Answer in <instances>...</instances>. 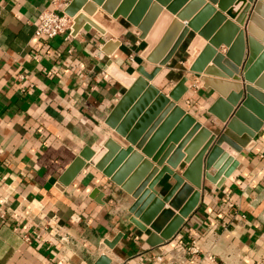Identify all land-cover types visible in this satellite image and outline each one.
Instances as JSON below:
<instances>
[{
	"label": "crops",
	"instance_id": "1",
	"mask_svg": "<svg viewBox=\"0 0 264 264\" xmlns=\"http://www.w3.org/2000/svg\"><path fill=\"white\" fill-rule=\"evenodd\" d=\"M62 1L60 8L70 0ZM51 6L52 0H0V264H94L102 254L109 264H264V123L222 186L205 180L196 209L154 247L129 222L131 196L93 166L59 187L84 146H101L109 137L129 144L104 122L125 90L108 63L128 74L153 66L140 58L142 43L131 26L119 37L94 28L70 40L36 36L38 16ZM261 22L259 16L257 34ZM198 53L195 47L176 56L149 82L166 94L185 76L178 104L218 132L224 123L208 113L218 94L187 69ZM118 235L111 248L106 242Z\"/></svg>",
	"mask_w": 264,
	"mask_h": 264
},
{
	"label": "water",
	"instance_id": "2",
	"mask_svg": "<svg viewBox=\"0 0 264 264\" xmlns=\"http://www.w3.org/2000/svg\"><path fill=\"white\" fill-rule=\"evenodd\" d=\"M64 12L73 17V34L94 28L119 37L126 26L133 27L142 43L140 58L153 67L147 72L139 65L128 74L108 63L107 71L125 90L104 122L129 144L109 137L101 146H84L61 174L59 187L86 164L93 166L131 196L129 222L145 242L162 244L198 206L203 182L220 188L264 123V0H70ZM259 16L261 34L253 29ZM195 47L199 53L187 69L218 94L208 108L224 123L218 132L178 104L187 91L185 76L166 94L149 82L162 66L193 54ZM93 194L102 196L97 189ZM118 237L106 243L112 248ZM109 262L102 254L94 264Z\"/></svg>",
	"mask_w": 264,
	"mask_h": 264
},
{
	"label": "built area",
	"instance_id": "3",
	"mask_svg": "<svg viewBox=\"0 0 264 264\" xmlns=\"http://www.w3.org/2000/svg\"><path fill=\"white\" fill-rule=\"evenodd\" d=\"M61 1L62 0H52V6L48 9H44L39 14L34 29V34L36 36L52 38L63 34L66 39L70 40L72 38L73 17L64 12L67 3H65L63 7H59ZM188 250L192 253L195 252L193 246H189Z\"/></svg>",
	"mask_w": 264,
	"mask_h": 264
},
{
	"label": "rangeland",
	"instance_id": "4",
	"mask_svg": "<svg viewBox=\"0 0 264 264\" xmlns=\"http://www.w3.org/2000/svg\"><path fill=\"white\" fill-rule=\"evenodd\" d=\"M165 185H168V183L166 182V183H165ZM165 185H164V186H165ZM158 188L160 189L161 187H160V186H158Z\"/></svg>",
	"mask_w": 264,
	"mask_h": 264
}]
</instances>
